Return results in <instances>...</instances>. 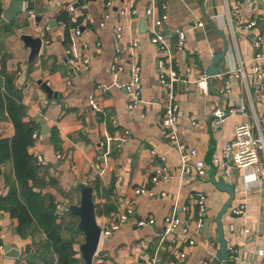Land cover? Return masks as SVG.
<instances>
[{
    "label": "crops",
    "instance_id": "obj_1",
    "mask_svg": "<svg viewBox=\"0 0 264 264\" xmlns=\"http://www.w3.org/2000/svg\"><path fill=\"white\" fill-rule=\"evenodd\" d=\"M8 1L0 0V11ZM164 1L167 20L160 32L171 48L176 40L174 31L184 32L183 51L174 55L171 70L184 82L189 81L175 85L179 109L176 132L178 139L186 147L194 148L197 159L206 164V177L181 179L179 157L161 133L166 96L158 82V62L163 54L151 44L152 32L143 17L150 4L148 0L134 1L137 16L131 15L128 0H24L23 12L15 18L12 29L5 27L8 24L0 26V69L3 65L15 77V89L26 107L24 121L37 123L35 118L40 117L49 128L47 135L33 139L28 152L42 156V166L56 181L44 192L55 197L58 212L64 201L78 204L79 195L72 187L75 182H85L94 188V202L101 212L96 217L101 227L108 225L111 212L131 209V216L118 231L100 239L92 264H149L152 259L156 260L155 264H264V166H261L258 181L250 183V178L245 177L248 173L242 170H234L232 179H224L222 170L212 169L213 157L232 139L237 124L251 122L253 113L264 120V81L251 105L236 74L239 63L247 75L251 74L254 64H261L255 58L253 43L258 36H264V2L257 0L254 9L241 5L239 17L235 19L232 15L235 0ZM27 2H34L33 10L25 9ZM155 2L159 17L162 14L160 3ZM224 3L228 6L227 13ZM69 7L71 11L67 10ZM29 11L35 17L42 16V20L36 23L35 17L29 19ZM60 12H65L71 22L76 23L75 28L69 30L70 43L64 42V24L57 21ZM105 13L107 19H104ZM251 19L256 21L253 29H239L241 23ZM49 20L55 21L54 29L49 28ZM102 21L103 27L100 26ZM117 27H121L118 42L114 37ZM25 33L41 37L42 48L47 49L46 54H39L31 65L27 64L29 51L18 38ZM133 40L138 45L130 53ZM225 44L228 51L219 62L224 64L225 72L208 77L207 93L200 92L194 81L205 75L213 56L221 52ZM116 47L121 50L117 65L123 70L111 74L109 67L114 63ZM81 58L87 59L88 64L75 73L69 60ZM133 63L140 67L141 103L128 111L126 85ZM249 80L253 84L252 79ZM38 81L45 82L62 96L48 99ZM92 100L96 109L91 106ZM239 101L245 107V114L227 117L215 127L213 110L225 109ZM53 129L60 140L58 151L50 138ZM13 135L10 120H1L0 138L11 139ZM46 136L51 145L45 140ZM161 157L170 169V176L166 182L153 183L155 170L164 164ZM10 170V163L0 168V197L7 193L4 175ZM220 180L233 187L231 199L228 193L216 187L215 183ZM137 188L149 190L154 196L136 195ZM198 192L207 196L203 229L195 227ZM229 201L221 217L229 257L228 261H223L215 219ZM242 204L245 213L233 214ZM173 212L180 223L174 233L161 239L163 220ZM148 219H153L152 225L137 226L138 221ZM17 224L9 214H0V264H25L26 250L34 253L42 239L43 235L35 229L33 237L21 236ZM242 228L250 229V233L244 234ZM183 230L188 231V238ZM190 239L192 245L188 244ZM77 240L81 243L82 236ZM5 244L19 251L16 259L5 257ZM232 246L239 250V262L230 259L228 248ZM180 254L184 257L180 258Z\"/></svg>",
    "mask_w": 264,
    "mask_h": 264
},
{
    "label": "built area",
    "instance_id": "obj_2",
    "mask_svg": "<svg viewBox=\"0 0 264 264\" xmlns=\"http://www.w3.org/2000/svg\"><path fill=\"white\" fill-rule=\"evenodd\" d=\"M130 3V13L133 16L138 15L136 7H134L135 0H128ZM149 5L144 10L143 17L149 22V26L152 32V37L150 39L151 44L157 48V50L163 54V58L158 62V82L165 89L166 101L163 104L164 113L161 119L160 129L162 135L167 139L169 144L175 149L179 161V173L180 178L189 179H204L206 177L207 166L206 164L197 159V151L194 148H188L178 139L176 132V123L178 117V104L175 98V85L178 83H189L176 76L172 72V60L175 54L183 51L184 48V32L182 30L176 29L174 34L176 36V43L174 48H171L166 37H164L160 28L163 23L167 20L166 16V3L164 0H148ZM155 1L160 3V9L162 14L158 17L155 12ZM264 2V0H262ZM226 13L228 12V6L224 3ZM241 5L246 8L254 9L257 6V0H235V5L233 7V17L238 19ZM71 11L69 7L67 9ZM123 14V13H122ZM29 19H34L35 15L33 12L29 11L27 13ZM107 13L104 14V19H107ZM229 24L231 25V19L227 16ZM104 22L100 23L103 27ZM202 27V24H198ZM256 26L255 19H251L247 22H243L239 25V29L242 31H249ZM121 36V27L115 29V41L118 42ZM48 42L46 41L45 44ZM136 41L130 42V53L133 49L137 47ZM254 50L256 52L255 58L261 61V64H254L252 66V72L250 75L244 73L241 64L236 69V74L240 78L242 85L244 87L247 99L252 105L254 95L258 94L261 90V84L264 81V36H258L253 43ZM121 53L120 48H115V59L114 63L109 67V73H120L123 69L121 66L117 65L119 55ZM69 63L73 68L75 73L81 71L82 67L88 64L87 59H70ZM168 71V72H166ZM189 72V69H186ZM140 67L136 64H131L129 82L126 85L127 92V110L132 111L139 106L141 103V82H140ZM252 79L253 84H251L249 79ZM208 76H200L194 81L196 88L203 93H207L208 90ZM91 106L96 109V103L92 100ZM237 114H245V107L241 101L233 106L227 107L225 109L216 108L213 110V125L218 127L225 118L230 116H235ZM251 122L239 123L234 128L233 137L231 140L226 142L221 150L220 154L213 157L212 164L214 167L222 170L224 179H232V172L234 170H242L248 173L247 176L250 178V182H257L260 176L261 166H264V120L257 117L255 113L251 115ZM128 132H125V136ZM33 139L36 138V133L32 135ZM154 155V152H151ZM35 161L38 165L44 163L42 156L35 155ZM98 159V158H97ZM161 161L164 163V158L161 157ZM170 176V169L165 165V163L159 166L155 172L151 181L153 183L166 182ZM247 179V178H246ZM246 183V182H245ZM248 188V187H247ZM248 190V189H247ZM264 191V186H262ZM136 195H144L148 198H152L154 194L144 188L135 189ZM195 206H196V221L195 227L197 229H203L205 224V217L207 213V196L198 192L195 195ZM58 207V206H57ZM235 215H243L245 213V205H240L237 209L232 211ZM132 211L130 208H125L123 210H118L111 212L108 216V225L101 227L100 239L103 237L111 236L113 233L119 230L120 225L128 221L131 216ZM164 229L160 233L161 239L175 232L179 225V220L173 212L167 215L164 220ZM153 219L140 220L137 222V226L152 225ZM241 232L244 234H249L250 229L242 228ZM185 236H189L187 230H183ZM188 244L192 245L193 241L188 240ZM33 252V251H32ZM230 254V259L232 262H239V250L232 247L228 248ZM180 258L184 257V254L179 255ZM156 260L152 259L149 264H155Z\"/></svg>",
    "mask_w": 264,
    "mask_h": 264
},
{
    "label": "trees",
    "instance_id": "obj_3",
    "mask_svg": "<svg viewBox=\"0 0 264 264\" xmlns=\"http://www.w3.org/2000/svg\"><path fill=\"white\" fill-rule=\"evenodd\" d=\"M57 21L64 24V42L70 43L69 30L75 28L76 23L71 22L65 12L58 14ZM13 24L14 21L5 27L12 29ZM0 74V121L9 119L14 129L11 139L0 138V168L11 164L9 174L4 175L7 193L0 197V214L7 213L17 220V232L21 236L33 237L34 229L43 235L34 253L26 250L25 264H84L78 248H74L80 244L77 237L81 234L75 232L78 219L68 212H58L55 197L44 192L56 181L28 152L34 142L32 135L39 126L35 121H24L26 107L21 102L20 92L15 89L14 75L3 65ZM50 138L58 151L60 140L56 129L51 130ZM100 213L97 207L96 215Z\"/></svg>",
    "mask_w": 264,
    "mask_h": 264
},
{
    "label": "water",
    "instance_id": "obj_4",
    "mask_svg": "<svg viewBox=\"0 0 264 264\" xmlns=\"http://www.w3.org/2000/svg\"><path fill=\"white\" fill-rule=\"evenodd\" d=\"M77 6V5H76ZM24 9V0H9L7 6L2 10L0 16V26L11 23L15 20V18L23 12ZM25 9L33 10L34 2L25 3ZM48 9V8H47ZM42 20V16H36L35 22L39 23ZM55 21L49 20L48 26L50 29L55 28ZM19 40L22 42L23 48L29 51L27 64L31 65L39 54H46V47L42 48V38L41 37H33L29 33L20 34L18 36ZM228 51V45H224V49L218 54L214 55L211 61V64L205 70V75L215 76L220 73L225 72L224 64L220 63L223 60L224 56ZM67 60V59H64ZM218 64L217 67L215 65ZM40 89L46 94L48 99L61 97L62 95L59 93L53 92V90L42 81H38ZM39 130L36 132V138L38 139L40 136L47 135L49 133V128L47 127L45 121L40 118H35ZM45 140L48 142V145H51L49 141V137L46 136ZM212 169L215 170L214 165L212 164ZM214 176L211 178L213 182ZM216 187L228 193L230 199L233 196V187L226 185L223 180H220L218 183H215ZM73 189L79 195L78 204H71L68 201H64L61 204L60 212L66 211L71 215L75 216L78 219V222L75 226V232L80 233L82 236V242L78 246V252L80 254V258L82 259L84 264H92L94 256L97 252V248L100 241L101 234V226L97 222L96 212L97 206L94 202V188L88 185L85 182H75L72 184ZM229 202H227L221 211L216 216V224L218 228V239L220 244V257L223 261H228L229 257L227 255V247L225 241L223 239V231L221 224V217L226 212ZM3 252L5 257L16 259L19 255V251L12 248L10 245L5 244L3 247Z\"/></svg>",
    "mask_w": 264,
    "mask_h": 264
}]
</instances>
